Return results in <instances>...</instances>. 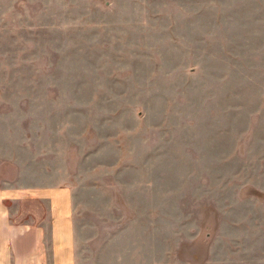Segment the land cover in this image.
I'll return each instance as SVG.
<instances>
[{
    "label": "rangeland",
    "instance_id": "rangeland-1",
    "mask_svg": "<svg viewBox=\"0 0 264 264\" xmlns=\"http://www.w3.org/2000/svg\"><path fill=\"white\" fill-rule=\"evenodd\" d=\"M5 152L80 264H264V0H0Z\"/></svg>",
    "mask_w": 264,
    "mask_h": 264
},
{
    "label": "crops",
    "instance_id": "crops-1",
    "mask_svg": "<svg viewBox=\"0 0 264 264\" xmlns=\"http://www.w3.org/2000/svg\"><path fill=\"white\" fill-rule=\"evenodd\" d=\"M0 159V264H80L74 189L63 168L54 177L49 167L16 173L12 154Z\"/></svg>",
    "mask_w": 264,
    "mask_h": 264
}]
</instances>
